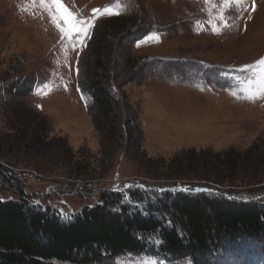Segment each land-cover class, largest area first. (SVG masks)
<instances>
[{"label": "rangeland", "instance_id": "374dc122", "mask_svg": "<svg viewBox=\"0 0 264 264\" xmlns=\"http://www.w3.org/2000/svg\"><path fill=\"white\" fill-rule=\"evenodd\" d=\"M63 2L78 19L94 22L87 37L64 36L39 0H0V199L18 198L11 182L23 184L31 206H50L67 218L94 206L103 188L128 190L132 185L177 193L189 186L264 206V191L261 196L259 190L245 194L247 188L264 186V179L251 186L240 180L232 185L227 177L231 172L221 169V159L209 163L207 175L185 174L201 152L233 149L236 155L259 139L264 149V97L249 100L244 92L258 86L254 81L264 70V64L257 63L264 60V0H241L231 7L224 0ZM109 7L120 14L105 13ZM135 15L139 21L134 30L143 31L149 23L162 28L142 39L118 37L114 42L109 68L125 94L120 111L125 120L136 118L131 124H138L142 139L137 147L124 136L121 147L113 143L112 150L102 147L94 126L92 93L84 88L82 65L96 29L117 21L128 24ZM152 34L159 39L149 38ZM127 63L132 68L126 70ZM14 88L17 92L9 94ZM15 99L48 118V142L52 145L56 139L57 145L34 151L29 147L39 127L28 134L22 129L24 137L13 129L7 103ZM67 149L73 152L71 160ZM218 178L229 183H216ZM149 257L154 256L127 253L99 264H143ZM255 263L264 264L261 255Z\"/></svg>", "mask_w": 264, "mask_h": 264}, {"label": "trees", "instance_id": "16d2710c", "mask_svg": "<svg viewBox=\"0 0 264 264\" xmlns=\"http://www.w3.org/2000/svg\"><path fill=\"white\" fill-rule=\"evenodd\" d=\"M138 21L135 15L128 24L117 21L96 29L82 65L84 88L92 93L89 111L103 148L108 145L113 150V143L121 147L124 136L129 137L131 146L138 147L142 139L137 136L141 133L138 124H131L136 118L122 117L120 106L125 94L119 92L109 68L118 37L134 41L162 28L149 23L143 31L134 30ZM125 65L127 70L129 64ZM16 92L14 88L9 94ZM7 106V120L19 135L22 129L28 134L33 127H39L31 135L29 147L33 151L51 145V123L47 117L30 110L22 100H11ZM259 141L236 155L232 154L233 149L209 155L201 152L191 160L193 164H188L185 174L200 177L199 172L205 174L209 163L221 159V169L231 172L232 177H227L232 185L237 186L239 180L245 186L261 183L264 149H260ZM56 142L55 139L53 144ZM67 154L71 160V149H67ZM234 171L240 173L242 180L236 178ZM229 180L218 178L216 183ZM11 186L18 198L0 199V264H99L127 253L152 255L169 264H181L186 257L192 258L194 264H256L258 255L264 262V206L257 201H236L215 192H156L134 187L120 193L103 188L94 206L62 218L50 206H31L23 184L11 182ZM245 190V194L259 190L261 196L264 186ZM242 251L245 257L241 258Z\"/></svg>", "mask_w": 264, "mask_h": 264}, {"label": "snow or ice", "instance_id": "6c2138e0", "mask_svg": "<svg viewBox=\"0 0 264 264\" xmlns=\"http://www.w3.org/2000/svg\"><path fill=\"white\" fill-rule=\"evenodd\" d=\"M35 2V0H33ZM40 4L43 6L48 7L49 11L52 14V18L54 23L56 24L57 28L63 33L64 36L68 38H72L74 35L77 37H87L89 31L91 28H93L94 22L91 20H80L77 18L76 14L71 11L63 2V0H39ZM212 0H205V3H211ZM241 0H224V4L231 7L234 4H239ZM99 9H93L94 13L99 12ZM105 13L115 14L119 15V11H115L112 8H105ZM213 31H217L218 29L216 27L213 28ZM156 38L159 39L158 34H152L149 38ZM82 43V40L79 41ZM143 41H139L137 43V46H139L140 43ZM258 64H264V60H260L257 62ZM245 67H251L250 65H246ZM253 81H249V84H252ZM256 85H258L256 88H246L244 89L246 98L249 100H255L260 97H264V70L261 71V74L259 76V79L254 81ZM233 95H236V93H233ZM127 188H131L132 185H127ZM143 187V185H141ZM112 191L123 193L124 189L116 186L112 189ZM161 191H170L161 189ZM171 191H176V189H172ZM179 191L181 192H210V189L205 188H190L189 186H184L183 188H180ZM39 204V202H37ZM63 214V213H62ZM183 234V233H182ZM143 264H162V262L157 257H149L146 261L143 262ZM184 264H194V261L192 258L186 257Z\"/></svg>", "mask_w": 264, "mask_h": 264}]
</instances>
